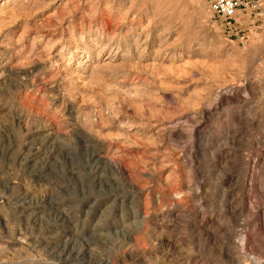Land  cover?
Wrapping results in <instances>:
<instances>
[{
	"label": "rangeland",
	"instance_id": "374dc122",
	"mask_svg": "<svg viewBox=\"0 0 264 264\" xmlns=\"http://www.w3.org/2000/svg\"><path fill=\"white\" fill-rule=\"evenodd\" d=\"M254 1L0 0V264H264Z\"/></svg>",
	"mask_w": 264,
	"mask_h": 264
},
{
	"label": "built area",
	"instance_id": "2783aa9c",
	"mask_svg": "<svg viewBox=\"0 0 264 264\" xmlns=\"http://www.w3.org/2000/svg\"><path fill=\"white\" fill-rule=\"evenodd\" d=\"M256 7L257 2L254 0H209L210 14L225 23L233 21L238 11L255 10Z\"/></svg>",
	"mask_w": 264,
	"mask_h": 264
},
{
	"label": "bare ground",
	"instance_id": "6f19581e",
	"mask_svg": "<svg viewBox=\"0 0 264 264\" xmlns=\"http://www.w3.org/2000/svg\"><path fill=\"white\" fill-rule=\"evenodd\" d=\"M108 26V25H107ZM108 29V28H107ZM105 31V30H104ZM84 59H86V58H84ZM77 64L79 65V66H85L86 67V65L83 63V61L81 60H78V62H77ZM87 67H88V65H87ZM94 72H95V67L94 66H90L89 67V69L87 70V73H88V76H92L93 74H94ZM102 153V152H101ZM93 159H95V161H100V157L98 156V155H95L94 157H93ZM113 163V162H112Z\"/></svg>",
	"mask_w": 264,
	"mask_h": 264
}]
</instances>
